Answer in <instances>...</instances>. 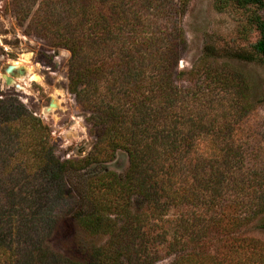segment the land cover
<instances>
[{"label": "trees", "instance_id": "1", "mask_svg": "<svg viewBox=\"0 0 264 264\" xmlns=\"http://www.w3.org/2000/svg\"><path fill=\"white\" fill-rule=\"evenodd\" d=\"M189 2L9 0L25 34L69 51L68 91L101 131L87 155L61 160L42 119L16 96L0 97V264H132L143 252L129 247L142 222L172 209L176 235L163 239L176 253L170 264H264V241L252 237H232L220 257L201 250L221 226L223 207L239 209L228 221L237 229L264 212V181L243 180L250 158L235 135L248 109L243 75L204 62L205 90L175 81ZM218 2L253 8L247 19L258 30L257 56L230 57L264 59V0ZM217 89L226 106L211 104ZM118 151L127 156L125 171L102 167ZM83 174L80 193L69 190L67 176ZM135 196L148 212H133ZM71 213L86 231L106 236L87 261L48 241Z\"/></svg>", "mask_w": 264, "mask_h": 264}, {"label": "rangeland", "instance_id": "2", "mask_svg": "<svg viewBox=\"0 0 264 264\" xmlns=\"http://www.w3.org/2000/svg\"><path fill=\"white\" fill-rule=\"evenodd\" d=\"M219 2L190 0L182 21L186 44L180 51L175 81L195 92L205 90L204 62L222 66L227 64L243 75L247 85L245 94L248 109L237 121L239 125L235 134L246 147L250 158L243 180L264 181V59L254 57L248 61L230 57L237 51L257 56L252 52V44L258 37V30L247 19L253 8L244 9L232 3L218 7ZM8 3L9 0H0V97L16 96L42 119L50 130L49 141L61 160L84 157L97 142L101 128L88 118L89 112L68 91L67 62L70 53L62 47L49 46L34 35L25 34L24 26L17 22ZM261 13L264 14V10ZM10 63L24 66L26 74L14 77V84L6 85L4 68ZM216 91L217 95L210 98L211 104L216 106L220 102L226 106L227 95L222 90ZM52 101L55 106L45 113L44 110ZM127 165L126 154L118 151L102 167L122 173ZM93 171L95 168L88 172ZM84 174L81 178L68 175V189L80 193L81 182L86 178ZM227 197L233 199L234 195ZM81 206L78 204L75 210L82 209ZM223 208L221 226L217 231H209L208 240L201 246L203 252L223 256L232 237H252L264 241V212L237 229L231 228L228 221L239 213V209ZM132 210L135 213L148 212L145 201L138 196L133 198ZM178 214V210L172 209L161 218L152 216L142 222L143 226L139 227L138 232L140 238L129 247L132 251L143 252L133 256L132 264L172 262L176 253L167 252L163 239L169 241L176 235L175 219ZM105 238L101 233L83 229L71 213L56 223L48 241L64 255L87 261L90 248L103 243ZM123 264H128L125 259Z\"/></svg>", "mask_w": 264, "mask_h": 264}, {"label": "water", "instance_id": "3", "mask_svg": "<svg viewBox=\"0 0 264 264\" xmlns=\"http://www.w3.org/2000/svg\"><path fill=\"white\" fill-rule=\"evenodd\" d=\"M4 80L6 85L14 84V77L16 76H24L26 74V68L21 65H16L14 63L7 64L4 68ZM16 87H19L18 84H15ZM55 106V102H50L49 106L46 107L44 112H49Z\"/></svg>", "mask_w": 264, "mask_h": 264}, {"label": "bare ground", "instance_id": "4", "mask_svg": "<svg viewBox=\"0 0 264 264\" xmlns=\"http://www.w3.org/2000/svg\"><path fill=\"white\" fill-rule=\"evenodd\" d=\"M15 64V63H14Z\"/></svg>", "mask_w": 264, "mask_h": 264}]
</instances>
